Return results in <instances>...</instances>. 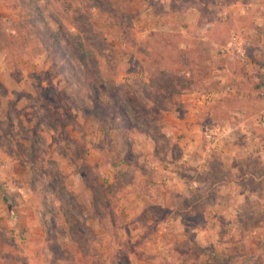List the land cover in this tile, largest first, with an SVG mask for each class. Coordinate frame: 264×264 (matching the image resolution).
<instances>
[{"label": "rangeland", "instance_id": "374dc122", "mask_svg": "<svg viewBox=\"0 0 264 264\" xmlns=\"http://www.w3.org/2000/svg\"><path fill=\"white\" fill-rule=\"evenodd\" d=\"M263 115L264 0H0V264H264Z\"/></svg>", "mask_w": 264, "mask_h": 264}, {"label": "trees", "instance_id": "16d2710c", "mask_svg": "<svg viewBox=\"0 0 264 264\" xmlns=\"http://www.w3.org/2000/svg\"><path fill=\"white\" fill-rule=\"evenodd\" d=\"M11 9H13V7ZM155 79H157V78L155 77ZM46 99H47V101H50V99H48V98H46ZM81 163L84 164L85 169H89L88 163H86V162H81ZM90 177H91V180L94 183V185L95 186L97 185L96 187H99L100 189H104L105 188V182H104V180L101 177L96 176V174L94 172H92V171H90Z\"/></svg>", "mask_w": 264, "mask_h": 264}, {"label": "crops", "instance_id": "0c3cea01", "mask_svg": "<svg viewBox=\"0 0 264 264\" xmlns=\"http://www.w3.org/2000/svg\"><path fill=\"white\" fill-rule=\"evenodd\" d=\"M185 181H186V180H185ZM185 181H183V182H185ZM196 182H197L196 180H193L192 183L198 185L199 183H198V182L196 183ZM169 183H170V182H169ZM192 183H191V187H192V188H195L194 185H192ZM167 184H168V183H167ZM187 184H190V183H187ZM187 184H186V186H187ZM183 185H185V183H183ZM183 185H182V186H183ZM183 189H184V187L181 188V190H183ZM177 193H178V190L175 191V194H174L175 197L177 196ZM193 195H194V194H192V196H193ZM192 196H191V197H192ZM193 201H195V200L193 199Z\"/></svg>", "mask_w": 264, "mask_h": 264}, {"label": "built area", "instance_id": "2783aa9c", "mask_svg": "<svg viewBox=\"0 0 264 264\" xmlns=\"http://www.w3.org/2000/svg\"><path fill=\"white\" fill-rule=\"evenodd\" d=\"M261 121H262V122H263V124H264V115H263V117H262Z\"/></svg>", "mask_w": 264, "mask_h": 264}]
</instances>
